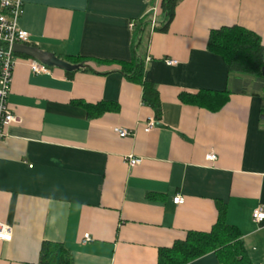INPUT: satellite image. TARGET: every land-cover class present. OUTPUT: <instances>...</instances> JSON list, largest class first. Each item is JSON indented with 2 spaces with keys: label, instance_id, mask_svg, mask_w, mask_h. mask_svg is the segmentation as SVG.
I'll list each match as a JSON object with an SVG mask.
<instances>
[{
  "label": "crops",
  "instance_id": "0c3cea01",
  "mask_svg": "<svg viewBox=\"0 0 264 264\" xmlns=\"http://www.w3.org/2000/svg\"><path fill=\"white\" fill-rule=\"evenodd\" d=\"M21 5L18 25L29 46L89 64L35 75L32 59L15 54L7 104L21 123L0 140V222L11 228L0 264H38L44 243L61 244L71 264H157L159 251L189 232H210L219 206L253 264H264V220H252L254 210L264 213V102L252 95L251 79L240 93L245 80L230 77L207 50L212 31L231 27L254 33L264 47V0H177L165 32L161 0ZM148 20L155 24L139 54L158 116L141 85L120 72L131 63L135 25ZM200 91L228 92L227 102L211 112L180 100ZM97 104L113 108L89 116ZM150 120L155 126L145 133ZM209 153L215 161L205 160ZM129 158L141 162L129 167ZM188 264L220 263L210 253Z\"/></svg>",
  "mask_w": 264,
  "mask_h": 264
},
{
  "label": "trees",
  "instance_id": "16d2710c",
  "mask_svg": "<svg viewBox=\"0 0 264 264\" xmlns=\"http://www.w3.org/2000/svg\"><path fill=\"white\" fill-rule=\"evenodd\" d=\"M177 0H161V11L165 18V32L174 16ZM150 21H142L135 25L132 35L131 63L121 66V74L129 81L141 85L143 102L148 104L159 115L158 94L154 86L143 80V62L140 56L142 36ZM207 50L219 56L228 68L229 76L244 79L245 87H240V93L247 89L248 80H252V95L261 94L264 102V47L257 35L239 27L214 30L209 35ZM76 64L88 68V60L78 59ZM70 75L71 73H67ZM229 77V78H230ZM180 100L189 105L198 106L211 112L219 111L227 102L228 92H198L181 94ZM113 106L97 104L88 106L89 116L100 115L111 110ZM264 118V106L261 109ZM223 211L219 206V221L207 233L189 232L186 239L176 242L171 248L159 251L157 264H188L202 256L213 253L220 264H253L249 258L238 232L223 221ZM38 264H71L70 255L61 244L44 243L39 253Z\"/></svg>",
  "mask_w": 264,
  "mask_h": 264
},
{
  "label": "built area",
  "instance_id": "2783aa9c",
  "mask_svg": "<svg viewBox=\"0 0 264 264\" xmlns=\"http://www.w3.org/2000/svg\"><path fill=\"white\" fill-rule=\"evenodd\" d=\"M22 15L21 0H0V140L4 137V130L12 124H20L21 120L15 116L8 104L7 98L10 93L12 84L13 71L16 64V56L13 52V46L16 44L28 45L29 34L20 29L18 22ZM155 21L151 20L150 25L154 26ZM134 24H129V29H133ZM166 64L173 66L174 61H166ZM29 69L35 75L49 74V68L38 63L37 61H29ZM155 126V122L150 120L144 126V132H150ZM115 133L119 138H126L129 132L126 130L115 129ZM205 160L213 162L216 160L214 153H209L205 156ZM141 162L138 158H129L128 166L135 167ZM183 199L180 196L173 198V204L181 205ZM252 220L255 223H260L264 220L262 210L256 209L252 212ZM11 240V228L0 222V242H9ZM90 238L87 234L83 236V243L89 242Z\"/></svg>",
  "mask_w": 264,
  "mask_h": 264
},
{
  "label": "water",
  "instance_id": "95a60500",
  "mask_svg": "<svg viewBox=\"0 0 264 264\" xmlns=\"http://www.w3.org/2000/svg\"><path fill=\"white\" fill-rule=\"evenodd\" d=\"M13 52L15 54L27 56L48 68H57L65 72H73L84 68L83 64H68L67 62L60 60L51 53L43 52L38 48L28 45L16 44L13 46Z\"/></svg>",
  "mask_w": 264,
  "mask_h": 264
},
{
  "label": "rangeland",
  "instance_id": "374dc122",
  "mask_svg": "<svg viewBox=\"0 0 264 264\" xmlns=\"http://www.w3.org/2000/svg\"><path fill=\"white\" fill-rule=\"evenodd\" d=\"M160 27H161V25H158V24H157V28H160Z\"/></svg>",
  "mask_w": 264,
  "mask_h": 264
}]
</instances>
